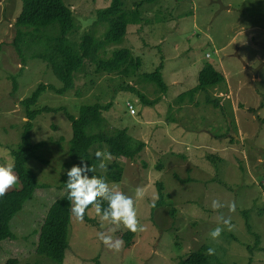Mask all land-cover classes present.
<instances>
[{
    "label": "rangeland",
    "instance_id": "374dc122",
    "mask_svg": "<svg viewBox=\"0 0 264 264\" xmlns=\"http://www.w3.org/2000/svg\"><path fill=\"white\" fill-rule=\"evenodd\" d=\"M111 1L63 0L73 12L75 29L68 41L76 53H81L85 34L95 29L96 37L106 33L94 23L97 11ZM141 1L122 0L125 10ZM21 10L22 0H0V164L13 162L10 152L21 142L26 118L20 101L41 84L63 86L56 73L61 76L64 63L53 40L59 30L35 32L21 43V54L13 47L14 21ZM140 11L141 22L128 27L122 42L106 48L108 56L128 49L131 58H140L136 73L127 65L122 70L129 74L86 61L71 91L60 96L48 90L38 101L40 108H65L76 117L84 105L111 104L103 113L111 130L126 129L143 142L140 132L153 122L158 125L157 140L164 141L156 159L151 160L155 135L149 152L143 142L135 159L119 158L122 181L108 182L133 198L137 188L144 191L135 206L145 231L134 233L133 246L126 248L122 238L128 229L101 221L90 208L93 223L71 218L69 256L78 257L81 264H180L206 246L215 249L211 264H264V0H155L144 1ZM44 55L49 60L40 57ZM207 63L225 80L192 97L190 91L198 86L199 72ZM158 70L166 94L144 78ZM186 92L190 96L180 98ZM139 93L159 101L143 105ZM206 98L215 99L219 107L206 104ZM33 124L32 142L43 143L36 156L44 163L34 158L25 163L36 191L10 223L15 239L0 243V264L11 259L16 264H56L39 256L36 248L48 209L67 192L64 176L72 167V128L63 111L44 113ZM100 151L106 152L105 147ZM114 160H105L106 167L96 171L105 176ZM161 165L165 169L157 170ZM157 183L163 185L161 206ZM19 188L20 182L9 191ZM213 199L226 206L213 209ZM233 202L235 211H230L227 205ZM221 215L230 218V230L220 223ZM217 226L224 230L213 240L209 233ZM100 232L122 239L123 248L110 250L99 240Z\"/></svg>",
    "mask_w": 264,
    "mask_h": 264
},
{
    "label": "trees",
    "instance_id": "16d2710c",
    "mask_svg": "<svg viewBox=\"0 0 264 264\" xmlns=\"http://www.w3.org/2000/svg\"><path fill=\"white\" fill-rule=\"evenodd\" d=\"M144 1L151 2L155 0H142L140 3H136V8L132 10H125L122 0H112L108 8L98 10L94 27H105L106 33L101 37H96L97 30L95 29L91 34H85L81 43V53L79 54L75 52L77 48H74L68 41L70 33L75 29V21L71 8L66 6L63 0H22V10L14 21L16 36L13 45L17 52L21 54V43L30 36H36L35 32H39L42 28L51 29L53 27L59 30L60 36L53 40L57 41L56 49L64 63L61 76L56 73L59 79L63 81V86L56 89L53 86L41 84L30 97L20 101L26 121L22 129L20 144L18 143L19 145L17 144L18 146L10 152L15 164L14 170L19 177L20 188L8 191L3 198H0V243L15 239L10 223L23 210L25 204L33 199L36 191L34 176L25 169V163L32 158L44 163L36 156V152L43 147V143H33L31 135L33 123L40 115L59 111L65 112L72 128L69 151L72 166L80 165V158H82L89 165L95 167V171L88 173V175L105 179L107 183L122 181L124 167L118 161L119 158L133 160L143 150L145 144L130 136L126 129L111 130L108 127L103 113L109 111L111 104L84 105L80 108L79 115L76 117L69 114L65 108L55 109L48 106L40 108L38 101L42 94L48 90L60 96H64L71 91L75 87V75L83 69L86 61H93L99 69L108 71H121L127 65L131 68V73H136L141 66L140 58H131V52L128 49L113 51L111 56H108L106 48H109L112 44L122 42L127 34L128 27L138 25L141 22L140 9ZM49 40L51 39L49 38ZM101 53L104 54V57L101 56ZM40 57L49 60L48 55ZM122 71L129 74L127 70ZM144 78L157 85V89L161 93L166 94L167 86L162 79L160 70L144 75ZM224 80V75L218 72L212 64L207 63L199 72L198 86L192 89L190 94L193 97L199 92L215 88ZM128 89L134 91L133 88L129 87ZM190 94L183 93L180 98L190 96ZM138 95L143 105L153 106L159 101V99L150 101L144 95L140 93ZM205 103H213L216 107H219L215 99L206 98ZM103 147L115 159L113 161L114 165L110 167L105 176L96 171L99 160L91 153V151H100ZM67 179V175L64 176V184ZM157 187L160 191L157 205L161 206L164 204L163 185L157 183ZM70 207L71 202L67 199L66 192L48 209L47 216L39 232L37 254L51 259L56 264H63L65 253L69 249ZM103 207H107V202H104ZM153 207L156 208L155 205ZM171 214H174V209H171ZM84 221L90 224L93 223L92 219L88 217L87 211ZM248 228L251 229L250 226ZM133 237L134 233L131 231L122 234L126 248L133 246ZM208 249L206 246L201 247L182 260L180 264H211L210 261L215 257L214 255H208ZM16 263V259H11L6 264Z\"/></svg>",
    "mask_w": 264,
    "mask_h": 264
},
{
    "label": "clouds",
    "instance_id": "9594fccd",
    "mask_svg": "<svg viewBox=\"0 0 264 264\" xmlns=\"http://www.w3.org/2000/svg\"><path fill=\"white\" fill-rule=\"evenodd\" d=\"M223 102V101H222ZM95 158L100 161L99 167L105 168V160H110V153L96 151ZM14 162H5L0 164V198H3L7 192L19 183V177L15 172ZM95 171V167L89 165L86 160L80 158V165H73L67 171V199L71 202L70 211L72 216L78 222H83L87 210H95L101 221L108 222L118 228L123 225L132 233L145 231V226L138 219L136 209V199L144 197V191L141 188L135 190V198L110 187L105 179L89 176L88 173ZM107 202V207H103ZM226 205L219 199H213L211 207L215 210L221 209ZM230 211H235V203L227 205ZM220 223L231 229L230 218L223 215L219 218ZM85 222V221H84ZM87 223V222H86ZM224 227L217 226L210 233V237L216 240L220 237ZM115 231V229H112ZM98 238L110 250L119 252L123 248L124 241L119 238H113L112 235L104 232L98 233ZM134 238V237H133ZM133 240V239H132ZM215 249L209 248L208 255H214Z\"/></svg>",
    "mask_w": 264,
    "mask_h": 264
},
{
    "label": "crops",
    "instance_id": "0c3cea01",
    "mask_svg": "<svg viewBox=\"0 0 264 264\" xmlns=\"http://www.w3.org/2000/svg\"><path fill=\"white\" fill-rule=\"evenodd\" d=\"M181 110V109H180ZM148 127L146 128V129H144V130H141V132H140V136H141V138H140V140H142L143 142H145L146 144H148L150 141H151V139H152V135H155V138H156V142H155V149H156V153H153L154 154V157L153 158H151V160H153V159H156L157 157H158V155H159V153L162 151V149H161V147H162V145L161 144H163L164 143V141L163 140H157V138H158V136H159V132H158V125L156 126L155 125V123H153V122H150V123H145ZM128 129L130 128V127H127ZM154 130V133L152 132ZM151 132H152V134H151ZM134 138V137H133ZM177 143V142H176ZM180 144V143H179ZM148 147H149V144L148 145H146L145 146V148H144V151H150V149H148ZM166 150H168V147L165 145V146H163ZM156 157V158H155ZM151 160H150V162H151ZM123 163H125V161L124 160H121ZM125 166V165H124ZM128 168H130L129 166H127V169ZM157 170H164L165 169V167L163 166V165H161V166H159V167H157L156 168ZM152 174H153V172H152ZM109 184V186L110 187H113V188H115L116 190H119V191H122L123 189L120 187V186H116V185H114V184H112V183H108ZM91 210L89 209V210H87V215H88V217L89 218H92V216L89 214V212H90ZM93 215H95V216H97L96 215V213H94L93 212ZM71 218H73V216H72V214H71ZM84 222V221H83ZM85 224H86V222H84ZM72 225V224H71ZM70 225V226H71ZM67 252V251H66ZM69 254H70V248H69V251H68V253L66 254L65 253V258H64V261H63V264H81L82 262H81V260L77 257V258H71L70 256H69Z\"/></svg>",
    "mask_w": 264,
    "mask_h": 264
},
{
    "label": "bare ground",
    "instance_id": "6f19581e",
    "mask_svg": "<svg viewBox=\"0 0 264 264\" xmlns=\"http://www.w3.org/2000/svg\"><path fill=\"white\" fill-rule=\"evenodd\" d=\"M14 47V46H13ZM208 56V55H207ZM250 69V68H249ZM252 72H253V74H254V76H257V73H256V70L255 69H250Z\"/></svg>",
    "mask_w": 264,
    "mask_h": 264
},
{
    "label": "water",
    "instance_id": "95a60500",
    "mask_svg": "<svg viewBox=\"0 0 264 264\" xmlns=\"http://www.w3.org/2000/svg\"><path fill=\"white\" fill-rule=\"evenodd\" d=\"M219 3H220V2H219ZM221 7L224 8V9H226V10L229 9V7H224V6H221Z\"/></svg>",
    "mask_w": 264,
    "mask_h": 264
},
{
    "label": "built area",
    "instance_id": "2783aa9c",
    "mask_svg": "<svg viewBox=\"0 0 264 264\" xmlns=\"http://www.w3.org/2000/svg\"><path fill=\"white\" fill-rule=\"evenodd\" d=\"M134 111L132 110V113H133Z\"/></svg>",
    "mask_w": 264,
    "mask_h": 264
}]
</instances>
